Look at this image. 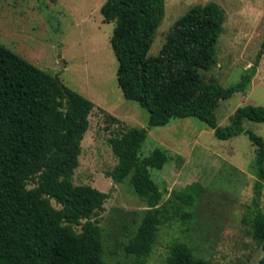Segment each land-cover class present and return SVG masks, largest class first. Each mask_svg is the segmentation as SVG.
I'll return each instance as SVG.
<instances>
[{"label":"trees","instance_id":"trees-1","mask_svg":"<svg viewBox=\"0 0 264 264\" xmlns=\"http://www.w3.org/2000/svg\"><path fill=\"white\" fill-rule=\"evenodd\" d=\"M112 23L110 47L117 62V85L127 101L148 113L147 128L124 127L107 140L116 159L106 172L114 183L128 179L146 205L134 235L124 247L130 263L146 264L159 229L173 221L182 207L191 208L194 187L163 193L151 176L168 162L158 147L141 156L147 129L172 119L194 118L226 141L248 137L254 147L256 180L243 220L262 246L264 264V140L243 129L245 120L264 123V108H237L229 124H217L220 102L247 91L264 51L240 80L228 87L201 83V71L216 63V45L224 15L215 3L195 6L177 19L155 56L149 51L163 16V0H106L100 7ZM96 106L27 60L0 44V264H110L104 256L100 227L109 198L89 185H75L81 143ZM109 122L119 121L108 116ZM166 264H216L196 258L185 243L173 242ZM233 264H244L237 261Z\"/></svg>","mask_w":264,"mask_h":264},{"label":"rangeland","instance_id":"rangeland-1","mask_svg":"<svg viewBox=\"0 0 264 264\" xmlns=\"http://www.w3.org/2000/svg\"><path fill=\"white\" fill-rule=\"evenodd\" d=\"M105 1L0 0V44L96 106L88 118L73 183L108 194L100 219L103 258L110 264L130 263L133 259L124 247L146 205L133 193L128 179L116 185L106 176L116 164L107 140L123 126L147 128L148 113L125 100L117 85V62L110 47L113 24L104 22L99 11ZM208 3L219 7L224 23L216 63L209 71H201L200 85L213 82L228 87L255 62L264 40V0H163V16L149 55L158 54L177 19L192 7ZM246 105L264 108V51L247 91L220 102L218 126H227L234 111ZM108 116L119 123L109 122ZM243 129L264 140V123L245 120ZM147 132L141 156L158 147L168 157L162 169L151 171L163 201L189 187L195 188L197 197L191 208L182 207L173 221L159 229L146 264H166L175 241L185 243L196 258L216 264H258L262 246L243 220L256 180L254 147L248 137L217 140L194 118L172 119Z\"/></svg>","mask_w":264,"mask_h":264},{"label":"water","instance_id":"water-1","mask_svg":"<svg viewBox=\"0 0 264 264\" xmlns=\"http://www.w3.org/2000/svg\"><path fill=\"white\" fill-rule=\"evenodd\" d=\"M61 64H62V62H61Z\"/></svg>","mask_w":264,"mask_h":264}]
</instances>
